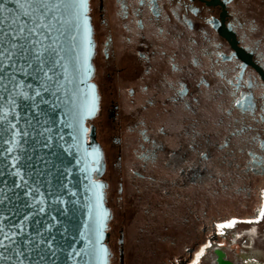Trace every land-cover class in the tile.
Returning <instances> with one entry per match:
<instances>
[{
    "label": "flooded vegetation",
    "instance_id": "af4514ba",
    "mask_svg": "<svg viewBox=\"0 0 264 264\" xmlns=\"http://www.w3.org/2000/svg\"><path fill=\"white\" fill-rule=\"evenodd\" d=\"M88 15L98 110L85 125L100 149L109 264L244 248L264 231V0H88Z\"/></svg>",
    "mask_w": 264,
    "mask_h": 264
},
{
    "label": "water",
    "instance_id": "95a60500",
    "mask_svg": "<svg viewBox=\"0 0 264 264\" xmlns=\"http://www.w3.org/2000/svg\"><path fill=\"white\" fill-rule=\"evenodd\" d=\"M8 4L15 10L12 0ZM84 15L86 38L84 21L65 7L54 9L48 19L52 28L34 38L42 42L50 81L29 53L0 45V53L6 48L14 53L11 62L0 55V116H7L0 120V242L6 245L0 247V264H109L105 185L93 178L103 170L93 155L98 151L100 157V149L87 141L85 125L97 113L98 94L88 7ZM0 31H8L6 25L0 24ZM18 93L33 97L36 107ZM13 132L20 133L16 143ZM101 249L107 252L103 259Z\"/></svg>",
    "mask_w": 264,
    "mask_h": 264
},
{
    "label": "snow or ice",
    "instance_id": "6c2138e0",
    "mask_svg": "<svg viewBox=\"0 0 264 264\" xmlns=\"http://www.w3.org/2000/svg\"><path fill=\"white\" fill-rule=\"evenodd\" d=\"M12 2L15 4V10L9 7L8 0L0 3V17H2L0 18V24L6 25L8 29V31H0V45L7 44L11 49H19L23 52L29 53L32 60L40 65L39 71L42 74L44 81H50L52 77L49 75V71L44 70V61L42 60L43 52L40 50L42 42L34 38L40 33L41 29L45 27L49 29L52 28V25L48 23V19L52 15L54 9L59 10L61 7L73 9L77 19L84 21L86 38L88 29L87 20L84 14L88 7L87 0H74V2L69 5L53 4L50 3L49 0H23V2L22 0H12ZM25 33H27V37H25ZM21 40L24 41L23 44H21ZM26 45H31V47H26ZM38 45L40 47H37ZM13 54L14 53L7 48L3 53H0V55H4L10 62ZM21 58L24 59V57ZM31 66V63H29L30 68ZM40 88L47 91V89L44 88L43 83L40 85ZM180 91L183 92V88H181ZM18 95L26 100L32 99L33 103L31 107H36V102L33 97L28 96L26 93H18ZM34 95L39 97L40 92L37 91ZM11 103L15 104V101H12ZM235 106L242 112H249L250 114L254 109L252 98L245 96H241L237 99L235 101ZM91 111L92 109L90 108L89 114ZM6 119L7 116H0V120ZM9 127H12V125L9 124ZM18 135H20L18 132L12 133V143H16V137ZM23 135L27 136V132H24ZM5 143H7V141H5ZM8 151L11 152L12 149L9 148ZM93 155L95 162L99 163V152L96 151ZM96 187H99V185ZM105 215L107 214L105 213ZM261 215H264V208L261 209ZM235 223H237V221H231L226 226L231 227ZM224 226L225 225H220L219 227ZM5 239L10 238L6 236ZM0 247H6V245L0 242ZM17 255H20V253H17ZM99 255L101 259H103L107 255L106 250L101 249Z\"/></svg>",
    "mask_w": 264,
    "mask_h": 264
},
{
    "label": "rangeland",
    "instance_id": "374dc122",
    "mask_svg": "<svg viewBox=\"0 0 264 264\" xmlns=\"http://www.w3.org/2000/svg\"><path fill=\"white\" fill-rule=\"evenodd\" d=\"M250 240H253V244H250ZM240 244H243L244 248H241L238 243L231 245V240L228 243L218 241L203 254L201 252V258L194 264H215L216 253L222 251L225 252L226 258L234 264H242L240 260H236V257L248 251L253 255L254 260L264 262V231L259 233L256 230L248 231Z\"/></svg>",
    "mask_w": 264,
    "mask_h": 264
}]
</instances>
